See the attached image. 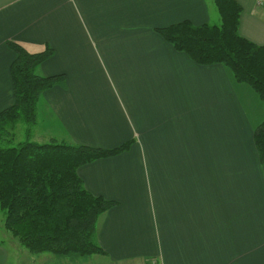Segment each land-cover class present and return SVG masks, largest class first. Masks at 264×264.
Wrapping results in <instances>:
<instances>
[{"label":"crops","instance_id":"0c3cea01","mask_svg":"<svg viewBox=\"0 0 264 264\" xmlns=\"http://www.w3.org/2000/svg\"><path fill=\"white\" fill-rule=\"evenodd\" d=\"M237 2L239 34L264 45V5ZM218 15L213 0H0V111L14 100L9 42L49 47L39 73L64 83L40 94L31 140H133L77 169L91 194L116 202L97 220L105 254L93 264H264V163L253 141L264 101L228 67L198 64L158 32ZM88 76L102 78L101 92ZM12 239H0V264L91 263Z\"/></svg>","mask_w":264,"mask_h":264},{"label":"trees","instance_id":"16d2710c","mask_svg":"<svg viewBox=\"0 0 264 264\" xmlns=\"http://www.w3.org/2000/svg\"><path fill=\"white\" fill-rule=\"evenodd\" d=\"M213 2L220 24L195 25L185 20L158 28V32L196 63L228 67L236 81L248 84L264 101V45L239 34L242 7L237 0ZM9 45L14 52L10 65L14 100L0 111V208L4 224L32 253L60 257L105 254L96 241V223L116 202L86 190L77 169L120 153L128 143L113 148L31 139L7 144L5 134L18 123L30 125V138L40 94L64 76L39 73L40 65L52 55L49 47L32 53L20 44ZM253 141L264 163V121L255 127Z\"/></svg>","mask_w":264,"mask_h":264},{"label":"rangeland","instance_id":"374dc122","mask_svg":"<svg viewBox=\"0 0 264 264\" xmlns=\"http://www.w3.org/2000/svg\"><path fill=\"white\" fill-rule=\"evenodd\" d=\"M218 18H219V20L217 22L215 21L216 23L213 22V23H209V24H220V16L219 15H218ZM102 82H103V80L99 76H88L86 78V80L83 81L84 84L93 85L96 88L95 89L96 92H101L103 90ZM63 83H64V80H62L61 82H59V84H63ZM82 92H83V90H82ZM36 123H37V121L34 123V125L33 124L31 125V127L33 129H35ZM29 126L30 125L28 123H18L15 126V129L13 128L14 130L9 129V131L5 134V137H4L6 139L5 141L7 142V144L14 143V145H15V144H17L19 142L25 141L27 139H31V138H28V135H27V132H28L27 131V128ZM123 143H128V147H127V149L125 148L120 153H123V152L129 150L130 147H131V145H132V143H133V140L132 139H129V140L123 142ZM123 143H121V144H123ZM115 155H117V154H115ZM4 220H5V214H4V211L0 208V239L4 241V237H13L14 239H12V240L15 241V242H17L20 246H22L21 243L19 242L18 238L11 232L10 229H8L5 226ZM5 243H9V242H5ZM38 254H40V253H38ZM92 255H96V254H92ZM92 255H89V256H92ZM42 256L43 257L44 256H51V257H54V258L55 257L56 258H60V256H56V255H54L52 253H49V252H42ZM89 256H81V257H78V256H69V257H64V258H71V259L80 260L82 258H90ZM78 262L79 261L74 262L73 264H78ZM92 262H93V260L91 259V263L90 264H93ZM49 264H52V263H49Z\"/></svg>","mask_w":264,"mask_h":264},{"label":"built area","instance_id":"2783aa9c","mask_svg":"<svg viewBox=\"0 0 264 264\" xmlns=\"http://www.w3.org/2000/svg\"><path fill=\"white\" fill-rule=\"evenodd\" d=\"M257 4L258 5H264V0H258Z\"/></svg>","mask_w":264,"mask_h":264}]
</instances>
